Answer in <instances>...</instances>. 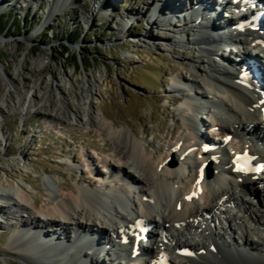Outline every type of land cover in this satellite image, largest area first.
Wrapping results in <instances>:
<instances>
[{
	"label": "bare ground",
	"instance_id": "bare-ground-1",
	"mask_svg": "<svg viewBox=\"0 0 264 264\" xmlns=\"http://www.w3.org/2000/svg\"><path fill=\"white\" fill-rule=\"evenodd\" d=\"M95 1L99 4L102 0ZM114 1L112 0V5L117 3ZM54 2H57L58 6L61 5L58 0ZM180 2L161 1L160 7H155V20L152 24H157L158 15L165 4L171 17L167 20L171 22L176 19L185 20L186 25V20H190L191 14L196 11L192 10L194 7L190 10L187 7H180ZM229 2L230 0H227L222 5L230 4ZM198 3L201 4L199 12L203 11L202 9L213 10L210 17L203 12L195 13L196 19L191 20V27L197 26L194 31L199 33L196 39L191 40L192 44L200 48V55L194 60L200 74L197 76L194 73L191 78L183 76L173 78L172 90H184L178 99L183 104L179 113L188 112L191 100L197 98L202 102L206 113L208 112L207 122L210 127L219 128V133L215 136L223 138L233 134L234 140L241 139L242 136L244 146L235 144L233 140L229 145L230 151L247 146L250 150H256L253 142L256 139L264 141L261 131L264 129L262 115L260 109L256 108V104H261L263 98L261 90L246 92L247 88L239 79L240 72L237 66L235 68L233 65L228 67L216 63L215 57L219 50L215 49L218 46L217 39L213 34L209 35V32L212 18L220 16L218 8L221 4L214 6L213 0H200ZM259 3L261 7L264 0H260ZM104 4L100 6L103 9L107 8L106 10L114 7L108 6L106 2ZM174 5L176 6L173 7ZM201 14L204 17L197 23ZM141 38L144 39V36ZM231 62L234 64L236 60L229 63ZM85 82L88 83L89 79ZM74 87V93L80 94L79 102H82L79 113L72 112L71 103L62 92L57 94L61 106L53 102L49 94L40 104L39 98L44 97L46 93L40 92L37 88L33 89L31 95L19 97L17 103L23 111L21 114L24 115L25 111L30 114L38 113L51 124L54 122L63 124L67 121L92 129L107 144L103 147L94 144L95 146L91 148L109 153L111 160L102 158L99 166L105 175L98 179L95 178V163L92 159L87 158L88 156L77 157L79 162L83 160L81 166L87 170L89 176L82 173L81 180L86 178L100 180L98 183L95 182L94 186L72 187L68 183H55L52 179H46L44 185L46 196H49L51 203L47 208L41 207L42 204L21 187H8L0 178V203H7L4 206L0 204L2 207L0 213L3 214V220L0 222L7 223L11 231L8 241L11 252L29 264H106L101 255L102 251L98 248V240L93 236L107 235L118 229V224L123 221L131 223L137 217H143L151 223L161 221L176 246L184 237L181 228L201 234L203 240L197 243L196 257L184 259L178 256L177 261L172 264H264V204L255 196L257 195L255 187L261 186V182L252 180L254 179L252 176L246 177L244 184L237 182L238 176L229 182L223 173H219L213 187L210 181L204 178L201 185L205 191L200 205L196 201L187 202L186 197L195 189V184L201 177L200 168L203 162L214 157L211 154L202 155L200 152L187 154L190 148L198 146L188 133V130L192 129V118L181 121L183 134L166 145L167 148L160 151L155 158L148 153L130 126L120 127L114 120L109 119L101 108L96 109V94L91 89H87L85 85ZM176 100L172 98L173 102ZM4 102V98L0 96V104L5 105ZM6 108L11 112L14 106L7 104ZM4 112L5 110L0 107V119L4 117ZM211 132L213 133L212 129ZM181 142V149L178 150ZM227 156L229 157L226 154L222 159L220 170L232 169L231 159L229 160ZM125 169L130 173L124 174ZM102 178L104 180L107 178L108 187L102 185L105 183ZM57 191L62 195L58 196ZM144 198H148V201ZM232 204L239 209V214L223 211V207ZM132 206H139L141 209L137 211L131 209ZM41 216L44 217L43 220ZM204 218L216 224L219 218H224L231 223V234L241 232L239 238L244 244L239 242L229 244L225 243L222 237L218 235L215 237V234L212 235L215 231L208 229L204 223L209 220ZM196 222L199 223L198 226H195ZM85 235L88 240L81 239ZM255 238H258V241ZM212 245H216L215 250L211 249ZM241 246L248 250L240 251ZM161 248L167 249V245L163 244ZM176 248L174 247L172 253L177 252ZM112 260L113 263L117 262L116 259Z\"/></svg>",
	"mask_w": 264,
	"mask_h": 264
},
{
	"label": "rangeland",
	"instance_id": "rangeland-1",
	"mask_svg": "<svg viewBox=\"0 0 264 264\" xmlns=\"http://www.w3.org/2000/svg\"><path fill=\"white\" fill-rule=\"evenodd\" d=\"M116 1L112 5L105 0L114 6L106 10L101 8L104 0H58L60 6L54 0H0V96L5 100L0 104L5 110L0 119V178L8 187L24 189L41 207L51 206L46 179L94 186V179L81 180V173L89 176L85 168H75L83 162L77 157L92 159L100 179L105 172L98 160H110L111 155L91 148L107 143L82 124H51L38 113L22 115L18 99L33 89L46 93L40 104L49 94L58 106L57 94L62 92L72 112L79 113L82 102L74 85H85L96 94V109L120 127L130 126L155 158L184 132L179 116L183 104L171 83L177 76L200 74L194 62L200 48L191 40L199 35L197 26L191 27V20L186 25L185 20H167L171 17L165 4L152 24L155 7L164 0ZM10 235L7 223L0 222V264H29L10 251Z\"/></svg>",
	"mask_w": 264,
	"mask_h": 264
},
{
	"label": "trees",
	"instance_id": "trees-1",
	"mask_svg": "<svg viewBox=\"0 0 264 264\" xmlns=\"http://www.w3.org/2000/svg\"><path fill=\"white\" fill-rule=\"evenodd\" d=\"M9 20H10V19H9ZM7 21H8V20H7ZM3 27H4V25H3ZM3 27H2V28H3ZM79 38H80V35L77 34V35L75 36V39H79ZM67 53H68V50L65 51V54H67Z\"/></svg>",
	"mask_w": 264,
	"mask_h": 264
},
{
	"label": "snow or ice",
	"instance_id": "snow-or-ice-1",
	"mask_svg": "<svg viewBox=\"0 0 264 264\" xmlns=\"http://www.w3.org/2000/svg\"><path fill=\"white\" fill-rule=\"evenodd\" d=\"M242 170V169H241Z\"/></svg>",
	"mask_w": 264,
	"mask_h": 264
}]
</instances>
